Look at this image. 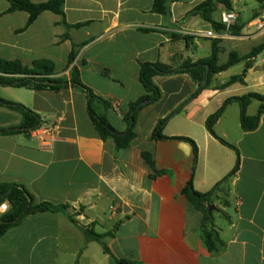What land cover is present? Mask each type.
<instances>
[{
    "label": "crops",
    "instance_id": "0c3cea01",
    "mask_svg": "<svg viewBox=\"0 0 264 264\" xmlns=\"http://www.w3.org/2000/svg\"><path fill=\"white\" fill-rule=\"evenodd\" d=\"M203 1L171 3V17L165 21L152 11L155 0H66L64 19L78 27L67 28L63 17L46 12L20 32L29 14L7 13L10 4L0 0V58L29 67L38 60L50 61L55 79L69 80L76 66L88 88L118 105L120 113L110 108L106 115L124 133V115L146 94L140 81L142 63L178 68L186 61L207 59L216 40L206 36L209 32L219 36V64L232 52L243 57L264 44V34L251 31L264 18V4L246 22L232 0L242 28L235 36L218 33L201 17L189 15ZM223 12L219 6L214 21L220 23ZM141 28L158 31L144 33ZM73 44L84 45L69 65ZM244 71L240 63L216 75L210 88L179 113L176 109L195 89L189 75L156 77L162 98L139 112L137 137L120 151L113 139L99 136L88 115L87 97L79 90L0 87L1 99L29 108L42 125L60 127V136L49 146L31 134H0V182L25 187L37 203L68 206L66 212L29 215L7 231L0 239V264H115L100 243L87 240L84 229L112 233L104 239L111 254L141 264H264V115L254 131L246 132L241 104L226 107L213 129L235 149L206 126L226 100L251 93L264 96V52L253 60L244 83L220 88ZM260 105L252 100L247 116H255ZM168 116L163 138L155 137L159 121ZM22 121L19 112L0 106L1 130L19 128ZM177 138L194 141L198 158L190 142ZM144 152L151 155L153 169ZM237 164L238 171L223 182ZM190 180L201 194L221 183L210 204L218 208L216 217L209 215L210 205L185 196ZM112 206L117 212H111ZM203 230L213 235L215 251L205 244Z\"/></svg>",
    "mask_w": 264,
    "mask_h": 264
},
{
    "label": "trees",
    "instance_id": "16d2710c",
    "mask_svg": "<svg viewBox=\"0 0 264 264\" xmlns=\"http://www.w3.org/2000/svg\"><path fill=\"white\" fill-rule=\"evenodd\" d=\"M10 4L7 13L15 12H26L29 14V19L26 26L20 30V32L25 31L30 25H32L40 15L50 12L55 15L63 17L61 22L67 28L78 27L77 25L71 26L65 21L64 6L66 0H48L45 3H33L32 0H5ZM180 0H155L153 6V12L160 14L165 21L171 17L170 4ZM260 4H264V0H255ZM222 6L224 11H233V1L232 0H205L198 4L190 11V16H199L205 22L211 24L213 29L218 33L227 31V28L214 21L213 14L217 11L218 7ZM241 27L237 25L233 26L230 31L231 34L235 36L240 35ZM144 33L156 32L158 29L155 28H141ZM173 37H176L172 35ZM64 38H68L65 35ZM179 39L190 40V37H185ZM218 39L212 42V54L209 58L200 60L198 62L186 61L180 67L175 68L170 65L163 64L161 62L156 63H142L140 65V81L145 88L146 94L141 97L137 102L130 105V111L124 115V119L128 124V129L124 133L118 132L107 119L106 112L108 109L113 107V104L99 96H97L90 88H88L81 80L80 71L76 66H73L70 72V79L65 78L55 79L52 76L55 73V66L52 62L47 60L35 61L31 67L25 66L21 61H9L0 58V87H14V88H25L33 91H53L57 92L65 88H73L79 90L87 97V111L88 115L97 131L99 136L103 141L108 139H113L116 150L120 151L122 149L128 148L132 145L137 135L135 132L136 118L139 112L147 105L157 103L162 98V92L160 88L155 84L154 79L156 77H169L178 74L189 75L193 85L195 87L193 93L186 99L177 109L176 113L182 111L190 102L197 98L202 91L209 89L213 78L227 70L231 67L238 65L240 63L245 64V71L238 76H233L230 80L222 85L220 88L224 89L235 83H244L246 73L253 64V60L264 52V44L255 47L246 56L240 57L237 53L232 52L229 55V59L225 64H219V52ZM82 45H74L69 56V65H73L80 48ZM258 100L261 102L258 113L249 117L246 114L247 107L251 104L252 100ZM232 102H239L242 106V128L246 132L254 131L260 122L262 115H264V96L259 94H248L243 97L230 98L225 101L222 108L212 115L207 120V130L211 135L216 137L222 144L229 146L233 149L235 147L222 138L218 137L214 132V125L220 118L226 107ZM142 103H146L141 106ZM0 106H6L14 111L19 112L22 117V125L19 128H11L6 130L0 129L1 135H17V134H30L31 131L39 128L41 123V117L21 104H15L5 101L0 98ZM171 116L160 120L156 129L155 137L163 138L162 131L165 125L170 120ZM178 140H185L192 144L193 153L195 158H198V147L195 142L188 138H177ZM143 157L147 164L153 169L154 161L151 155L147 152L143 153ZM239 169V164L234 168V170L223 180L226 182L230 179ZM221 183L217 184L214 190L207 194H201L194 190L192 180L189 181L187 187L183 190L185 196L193 202H203L208 205L212 203L211 198L214 192L218 190ZM0 201H7L9 203V211L0 217V239L9 231L11 228L19 226L22 221L29 215L37 213H59L66 212L68 206H57L47 202L37 203L35 197L23 186L16 184H4L0 182ZM89 242L96 241L100 243L103 247L105 254L110 255L111 259L115 264H141L137 261L117 259L113 256L104 242L107 237H112L113 234H97L92 230L84 229ZM205 244L211 251L216 250L215 243L213 242V235L207 230H203Z\"/></svg>",
    "mask_w": 264,
    "mask_h": 264
},
{
    "label": "built area",
    "instance_id": "2783aa9c",
    "mask_svg": "<svg viewBox=\"0 0 264 264\" xmlns=\"http://www.w3.org/2000/svg\"><path fill=\"white\" fill-rule=\"evenodd\" d=\"M220 23L224 25L227 28V31L224 33L229 32V27H233L237 25L238 23V15L233 12H223L221 14V21ZM255 26L258 31H264V18L261 20H257L255 23ZM207 37L211 38H219V36L214 33V32H209L206 34ZM114 110L118 113L119 107L116 103H113ZM31 135L35 136L38 138L44 145L49 146L53 141H55L59 136H60V127L58 124H53V125H40L39 128L33 130L30 132ZM9 203L7 201H0V217L3 216L6 212L9 211ZM118 208L117 206H112L111 207V212H117Z\"/></svg>",
    "mask_w": 264,
    "mask_h": 264
},
{
    "label": "rangeland",
    "instance_id": "374dc122",
    "mask_svg": "<svg viewBox=\"0 0 264 264\" xmlns=\"http://www.w3.org/2000/svg\"><path fill=\"white\" fill-rule=\"evenodd\" d=\"M235 7L238 11H241V15L244 21H250L255 18V13L262 11V5L255 0H234ZM216 16H219V13H216ZM262 16H264V11ZM262 18H259L261 20ZM251 31L257 32L258 30L255 27H251ZM259 32V31H258ZM264 34V31H260ZM213 205V204H212ZM215 206V205H213ZM216 210L209 209V215L216 217L218 215V208L215 206Z\"/></svg>",
    "mask_w": 264,
    "mask_h": 264
},
{
    "label": "water",
    "instance_id": "95a60500",
    "mask_svg": "<svg viewBox=\"0 0 264 264\" xmlns=\"http://www.w3.org/2000/svg\"><path fill=\"white\" fill-rule=\"evenodd\" d=\"M232 29H233L232 26L229 27V31H231ZM145 104H146V103H142L141 106H143V105H145ZM27 137L30 138V135H27ZM209 209H210V210H212V209L216 210L215 206H213V205H210V206H209Z\"/></svg>",
    "mask_w": 264,
    "mask_h": 264
}]
</instances>
